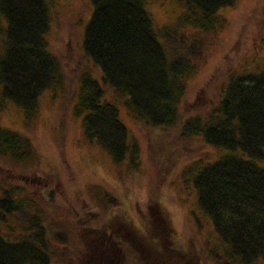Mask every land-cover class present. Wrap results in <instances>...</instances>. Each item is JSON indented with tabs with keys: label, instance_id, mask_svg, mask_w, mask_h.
<instances>
[{
	"label": "trees",
	"instance_id": "trees-1",
	"mask_svg": "<svg viewBox=\"0 0 264 264\" xmlns=\"http://www.w3.org/2000/svg\"><path fill=\"white\" fill-rule=\"evenodd\" d=\"M235 2L185 0L177 24L158 32L146 0H94L83 46L102 68L105 86L88 69L81 72L73 112L83 120L86 136L107 149L118 165L140 164V147L120 118L119 104L148 130L158 127L183 140L201 139L214 149V158L193 160L185 174L220 237L217 257L225 264H256L264 260V36L242 65L229 57L237 44L216 60L198 93L200 100L208 95L202 110L182 106L190 80L199 72L196 60L204 48L198 43L217 31L219 11ZM49 26L47 0H0V113L11 100L23 110L27 126L36 122L40 95L66 80L61 60L50 50ZM106 86L114 99L105 98ZM32 141L0 126V156L11 164L37 159ZM158 197L151 191L144 234L109 193V208L92 224L82 225V237L93 242L84 245L80 263L91 250L89 264H116L113 252L127 256L128 264H179L187 252L176 247ZM37 203L25 186L0 181V264H80L68 257L70 227L46 222ZM107 213L112 216L103 218ZM59 242L61 250L52 245Z\"/></svg>",
	"mask_w": 264,
	"mask_h": 264
},
{
	"label": "rangeland",
	"instance_id": "rangeland-1",
	"mask_svg": "<svg viewBox=\"0 0 264 264\" xmlns=\"http://www.w3.org/2000/svg\"><path fill=\"white\" fill-rule=\"evenodd\" d=\"M47 1L50 26L46 37L51 52L63 64L66 80L64 85L47 89L40 95L39 113L31 126L25 124L21 107L11 100L0 113V126L30 137L37 153L36 160L23 166L11 164L0 156V181L25 186L37 200L38 212L44 215L46 222L70 227L67 246L72 261L80 263L79 257L86 250L84 245L93 242L82 237V225L92 224L99 212L109 208V193L123 204L132 226L144 230L149 227L150 193L155 191L159 193V205L175 233L176 247L187 252L179 264H225L215 254L222 249L220 237L210 216L199 208L195 186L185 174L193 160L214 158V149L201 139L183 140L175 132L158 127L148 130L135 123L123 104H119L120 118L140 147V164L130 167L126 162L114 163L107 149L86 136L83 120L73 112L81 72L88 69L92 77L103 88L105 86L102 68L86 56L83 46L94 0ZM146 1L158 32L176 25L185 9V0ZM263 11L264 0H236L232 6L219 11L221 26L198 43L199 48L204 49L196 60L199 72L190 80L182 105L184 110L203 109L208 95L203 93L200 100L198 93L216 69L214 65L233 45L237 47L229 57L237 66L251 60L253 56L249 57V52L256 51L258 38L264 36ZM161 39L166 41L163 36ZM105 89V98L114 99L113 89L108 86ZM47 198L51 204L47 203ZM108 216L112 215L107 213L102 217ZM65 227L61 229L63 232ZM143 233L147 234L146 230ZM150 238L155 239L154 236ZM52 245L60 250L64 246L61 242ZM90 251L80 264L90 263ZM112 255L116 256V264L129 263L127 256L121 258L115 252ZM174 257L173 253L170 259L173 261ZM256 264H264V260Z\"/></svg>",
	"mask_w": 264,
	"mask_h": 264
}]
</instances>
